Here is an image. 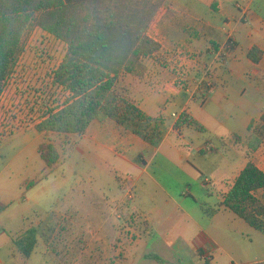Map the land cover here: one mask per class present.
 I'll use <instances>...</instances> for the list:
<instances>
[{"label":"crops","instance_id":"crops-1","mask_svg":"<svg viewBox=\"0 0 264 264\" xmlns=\"http://www.w3.org/2000/svg\"><path fill=\"white\" fill-rule=\"evenodd\" d=\"M77 4L125 10L127 17L136 10L144 14L147 34L161 49L142 60L139 73L122 75L110 98L121 93L119 82H126L128 102L144 116L162 120L167 132L154 146L113 117L93 121L80 137L64 135L62 150L75 144L78 165L85 173L64 200L78 193L81 205L95 194V215L103 216L95 225L100 244L109 242L103 235L108 229L102 208L110 201L116 211L122 207L124 217L137 214L141 220L140 227L127 228L138 232L128 246L145 238L163 250L155 254L173 264H264V234L223 205L247 164L242 144L234 137L246 139L250 124H259L264 115V0H78ZM229 36L235 42L232 48ZM254 47L263 52L257 64L248 58ZM205 69L214 74L204 99L201 88L210 79L205 78ZM184 112L200 129L174 128ZM58 136L55 139L62 137ZM59 152L54 167L67 165L66 153ZM254 160L264 172V143ZM256 195L264 200V190ZM66 203L47 216L64 211ZM110 223L113 228V220Z\"/></svg>","mask_w":264,"mask_h":264},{"label":"trees","instance_id":"trees-1","mask_svg":"<svg viewBox=\"0 0 264 264\" xmlns=\"http://www.w3.org/2000/svg\"><path fill=\"white\" fill-rule=\"evenodd\" d=\"M77 3L78 0H0V96L23 51L24 38L35 24L67 45L53 81L68 93V98L65 105L51 111L36 126L39 133L80 137L93 121L116 117L134 134L154 146L159 145L167 132L162 120L144 116L127 100L119 101L117 96L110 98L122 75L139 73L142 60L161 49L147 34V19L137 10L127 17L125 10L80 8ZM262 55L263 52L254 47L248 58L257 64ZM211 87L206 83L202 86L204 99ZM184 125L200 129L187 112L174 128ZM249 131L250 135L244 140L234 137L242 144L247 164L226 194L223 205L264 234V200L256 195L264 190V172L254 160L264 143V115L259 124H250ZM38 152L49 169L60 160L52 138L43 141ZM6 208L0 202V214ZM39 234V225H32L13 239V245L21 255L30 258ZM146 258L158 264H173L157 254H148Z\"/></svg>","mask_w":264,"mask_h":264},{"label":"rangeland","instance_id":"rangeland-1","mask_svg":"<svg viewBox=\"0 0 264 264\" xmlns=\"http://www.w3.org/2000/svg\"><path fill=\"white\" fill-rule=\"evenodd\" d=\"M66 52L64 42L33 24L0 96V202L7 206L0 214V264H125L126 261L128 264H158L145 258V254L163 251L158 250L155 242L148 243L142 238L136 245L128 246L137 239L138 232L127 231V228L141 225L137 214L124 217L122 207L116 211V205L106 202L102 209L108 232L103 235L109 242L100 244L96 241L95 225L103 216L95 215V194H90L91 198L81 205L79 202L83 200H79L78 193L64 200L71 185L85 177L78 165L80 154L75 144L65 152L62 150L65 137L58 136L56 146L66 153L67 165L61 162L53 169L47 168L38 152L39 145L46 139L57 140L54 135L39 133L36 126L51 111L66 103L68 93L53 81V74ZM212 74L214 70L205 69V78ZM180 81L182 85L187 82ZM122 83L119 82L121 93L116 94L119 101L127 100L124 92L127 83ZM192 108L196 105L192 104ZM81 187L85 188V183ZM201 193L206 195L207 191ZM64 202H67L66 210L47 216ZM118 215L123 218L118 219ZM32 225H39L41 235L32 256L25 258L14 247L13 239ZM196 260L199 259L196 257Z\"/></svg>","mask_w":264,"mask_h":264},{"label":"built area","instance_id":"built-area-1","mask_svg":"<svg viewBox=\"0 0 264 264\" xmlns=\"http://www.w3.org/2000/svg\"><path fill=\"white\" fill-rule=\"evenodd\" d=\"M234 44H235L234 40L232 39L231 36H229L228 37V45L229 46L231 45V47H232V46H234ZM206 84H207V86H212V84H213L212 78H210L209 80H207ZM173 117L176 118L177 115L176 114H173ZM127 180H131V178L127 177ZM205 258H206V260H209L211 258V254L209 252H207L205 254Z\"/></svg>","mask_w":264,"mask_h":264}]
</instances>
